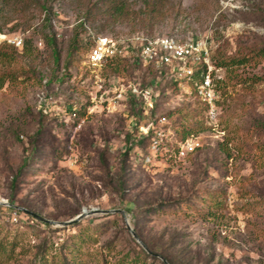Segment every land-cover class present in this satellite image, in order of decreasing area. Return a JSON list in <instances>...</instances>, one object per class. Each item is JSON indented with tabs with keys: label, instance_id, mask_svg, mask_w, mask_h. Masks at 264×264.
Segmentation results:
<instances>
[{
	"label": "rangeland",
	"instance_id": "1",
	"mask_svg": "<svg viewBox=\"0 0 264 264\" xmlns=\"http://www.w3.org/2000/svg\"><path fill=\"white\" fill-rule=\"evenodd\" d=\"M126 1L135 14L114 21L102 12V0H0V33L31 41L30 50L13 47L0 57V79L9 74L0 85V201L30 203L57 222L74 218L78 209L122 210L156 253L178 235L170 249H184L187 264H264V61L217 66L222 58H240L264 45V0ZM78 32L79 45L88 47L77 49L65 70ZM136 32L206 42L219 134L199 123L193 134L197 152L155 157L150 164L148 146L135 147L122 192L115 177L126 133L140 139L151 125L175 141L173 121L163 114L187 110L184 122L191 123L192 116L206 122L207 113L191 81L160 77L139 62L113 60L112 67L120 64L116 72L89 71L92 37ZM234 76L242 79L239 84ZM41 90L48 98L43 105L36 97ZM74 105L84 110L78 123L68 115ZM71 146L76 163L69 160ZM35 150L38 160L22 169ZM162 203L173 205L170 212L141 213ZM71 242L75 251L72 259L67 256L77 264H164L145 256L119 213L89 215L67 227L0 216V264H62L60 247Z\"/></svg>",
	"mask_w": 264,
	"mask_h": 264
},
{
	"label": "built area",
	"instance_id": "2",
	"mask_svg": "<svg viewBox=\"0 0 264 264\" xmlns=\"http://www.w3.org/2000/svg\"><path fill=\"white\" fill-rule=\"evenodd\" d=\"M23 42L21 35L0 33V46L7 45L19 49L23 46ZM121 58H136L140 64L147 68L150 67L158 76L163 77V74L172 75L178 81H192L194 72L198 68L205 67L204 74L194 83V90L200 103L202 102L201 104L206 107L207 126L211 132L219 134V131L216 130L219 121L217 93L212 82L214 67L210 66V51L204 40L198 38L177 39L168 35L153 36L143 32L130 35L96 36L92 37L86 66L90 72H101L108 63ZM98 81L101 82L100 79ZM149 91L151 93V86L147 87L146 93H149ZM36 97L39 105L45 104L48 100L42 90L37 93ZM90 104L95 105L93 101ZM72 108L68 113L69 119H77V113L81 109H78L76 105ZM150 128L151 125L146 128L144 134V136L150 134L148 142L149 155L145 159L147 164L151 163V159L155 157L163 158L167 154L183 158L199 147L198 137L193 134L176 144L172 135L167 136L163 131L154 132ZM73 146L70 147L69 160L71 163H76L77 154ZM22 215L30 223L35 221L32 217L23 213L22 210L14 208L6 201H0V216L5 220L17 223Z\"/></svg>",
	"mask_w": 264,
	"mask_h": 264
},
{
	"label": "trees",
	"instance_id": "3",
	"mask_svg": "<svg viewBox=\"0 0 264 264\" xmlns=\"http://www.w3.org/2000/svg\"><path fill=\"white\" fill-rule=\"evenodd\" d=\"M13 1L16 4L21 5V4L25 3L26 0H13ZM102 3H103L102 12L114 21L123 20V19L129 17L130 15L135 14V13L130 12V9H129L130 6L127 4L126 0H102ZM144 3L147 4L148 0H145ZM81 29H82V27H81ZM146 34H148V33H146ZM79 40L80 39H79V32H78V33H76L73 41L70 42L69 54H68V58H67L68 60H67L66 64L64 65L65 70H68L70 68L72 60H73L72 59L73 54L76 52V50L79 48L87 49V47H88L86 43H85V45L83 44L80 46ZM46 42L48 45H50V44L52 45L55 43V39L50 38V39H47ZM76 43L80 47H78V45ZM30 45H31V41L26 40L25 42H23V46L21 48H23V50L27 51V50H30ZM12 48H13L12 46L1 45L0 46V57L3 59L6 58V56H8V52L5 49H12ZM53 52L55 54L53 60L56 64H58L59 59H60L59 53H57V51L55 49H53ZM118 61H124V62L128 61L130 63H135V62L137 63L138 62L136 58L135 59L134 58H121V59H118ZM118 61L116 60L114 62L116 63ZM260 61H264V45L260 48L249 50L248 53L244 54L243 57H240V58H238V57H230V58H226V59L222 58L221 61L219 63H217V66L221 67V68L229 69V68L236 67V66H244L246 64L247 65L259 64ZM114 62L108 63L104 69L108 68L110 70H113L114 72L118 71L120 64L118 63V64H116V66L112 67L111 65H113ZM204 72H205V67L198 68L194 72V74L192 76L193 80L190 82L193 89H195V85H194L193 81L196 79L199 80L201 78V75L204 74ZM67 76H70V75L67 74ZM8 77H9V74L7 72H4V75L1 76V79H0V85H3L5 80L8 79ZM234 77L236 78L237 83L239 84L242 79L240 77H236V76H234ZM154 78H155V76H154ZM51 83H52V81H50V83L48 85H50ZM152 83H154V82H152ZM152 83H150V84H152ZM156 86L157 85H154V88ZM142 102L139 105L140 107L142 105ZM198 102H200V101L198 100ZM131 105H132V103H131ZM132 107H134V106L132 105ZM155 107H157V103H156ZM71 109H72V106L68 108L69 111H71ZM176 111L177 112L169 111L168 113L163 114L164 116H166V118H169L170 120L173 121L169 124V126L174 130L176 144L182 142L190 134H194V133L196 134L197 133V131H196L197 127L196 126L199 123H204L203 126L204 127L206 126L205 121H197L195 116H192V119L194 120L193 122L186 123L184 121H186L185 119H186V115H187V113H186L187 110L184 113H181V109H177ZM83 115H84V110L83 109L79 110L77 113L78 118L76 119V123H78L82 120ZM172 115H177V118L172 119V117H173ZM149 135L143 136L140 139H136V140L133 138L132 133H130V134L126 133V135H125V141L127 143H126L125 150L123 152V157H124L123 158V166L120 169L121 172L115 177V180H117L118 189L121 190L122 192H124V188H125L124 187L125 180L123 179V177L126 176L127 173H129L128 168H127V167H129L128 166L129 158L131 157L132 153L134 152L135 147L145 149L148 146ZM261 148H262L261 152H262V154H264V146H262ZM198 150L199 149L196 148L194 151L197 152ZM36 152H37V150H35L34 153L29 157L28 163L22 169L31 167L32 163L33 162L35 163L34 160H38V157H37L38 153H36ZM22 169H21V171H22ZM18 177H19V175H16L14 177V181H17ZM10 201H11V204H13L12 203L13 199L10 198ZM184 202L190 204L191 201L189 199H184ZM180 203H181V201L178 200L177 203L175 204V206L178 208ZM172 206H173L172 204L169 205L167 203H162V204H158L156 206L146 207L145 209L141 210V213L145 216L160 215V214L170 212L169 210H171ZM17 207L23 208L27 211H30L32 213H35L37 215L42 216L41 209H39L37 206L32 205L30 203H27V202L26 203H24V202L19 203V205H17ZM126 211L129 213L130 209H126ZM79 214H80V210L78 209L73 213V215L71 217L77 216ZM45 225L48 226L47 224H45ZM134 232L139 237V239L143 242V244L147 247V249L152 253V254H148L145 251L144 254L146 257L151 258V259H155V258H158L157 256H160L163 259H165L168 262V264H187L186 262H184V258H183V255L185 254L184 249H179V250L178 249H172V250L170 249L174 245L176 246V244L174 243L175 240H173V239H175V238L177 239L178 235L175 238H174V236L168 238V241L172 242V243H169V247L167 248V250H164L163 253L159 254V253H156L154 251V247L146 239H144L136 229H134ZM74 244L75 243L71 242L70 245H67L66 243L61 245L59 258L62 259V264H77L76 262H72L70 260V259H72V254H73L72 252L75 251ZM70 246L73 249L71 248L70 252H69L68 249ZM46 250L47 249L45 248V249L40 251L41 252L40 255H41L42 259L45 258ZM68 254H69L70 259L67 256ZM43 263H45V262H43Z\"/></svg>",
	"mask_w": 264,
	"mask_h": 264
},
{
	"label": "water",
	"instance_id": "4",
	"mask_svg": "<svg viewBox=\"0 0 264 264\" xmlns=\"http://www.w3.org/2000/svg\"><path fill=\"white\" fill-rule=\"evenodd\" d=\"M14 208L20 209L23 211V213L27 214L28 216L32 217L33 219H35L36 221L43 223V224H47L50 226H56V227H67L69 225H73L75 223H77L78 221L82 220L85 217H88L89 215H95V214H104V215H109V214H113V213H119L121 215H123L124 219H125V223L127 226V229L129 230V232L131 233L133 239L139 244L141 245V247L148 253V254H152L147 247L143 244V242L139 239V237L136 235V233L134 232V230L129 226L127 219H126V214L124 211L122 210H99V209H91L90 211H86L83 210L79 215L75 216L74 218L68 220V221H62V222H57V221H53V220H49L46 219L40 215H37L35 213H32L30 211H27L23 208L17 207L15 205H12ZM164 264H168V262L163 259L160 256H157Z\"/></svg>",
	"mask_w": 264,
	"mask_h": 264
}]
</instances>
